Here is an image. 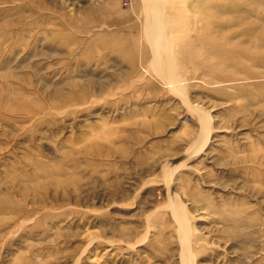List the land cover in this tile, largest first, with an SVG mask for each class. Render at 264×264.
Masks as SVG:
<instances>
[{
    "label": "rangeland",
    "instance_id": "374dc122",
    "mask_svg": "<svg viewBox=\"0 0 264 264\" xmlns=\"http://www.w3.org/2000/svg\"><path fill=\"white\" fill-rule=\"evenodd\" d=\"M182 2L0 0V264H264V0Z\"/></svg>",
    "mask_w": 264,
    "mask_h": 264
},
{
    "label": "bare ground",
    "instance_id": "6f19581e",
    "mask_svg": "<svg viewBox=\"0 0 264 264\" xmlns=\"http://www.w3.org/2000/svg\"><path fill=\"white\" fill-rule=\"evenodd\" d=\"M186 2V0H184V3ZM183 3V2H182ZM183 3V4H184ZM194 3V2H193ZM191 5V4H190ZM186 6H188L187 4H184V6H182L184 9H186ZM192 6V5H191ZM191 6H190V8H191ZM189 7V6H188ZM189 8V9H190ZM193 10V9H192ZM178 11V10H177ZM186 12V11H185ZM181 14V13H180ZM253 37V36H252ZM253 38H255V37H253ZM257 38V37H256ZM208 137V136H207ZM206 140V139H205ZM204 141V140H203ZM206 143V142H205ZM25 222V221H24ZM22 223V222H21Z\"/></svg>",
    "mask_w": 264,
    "mask_h": 264
}]
</instances>
